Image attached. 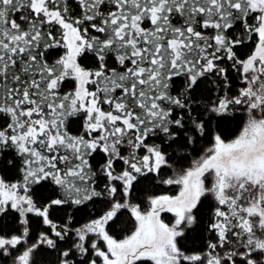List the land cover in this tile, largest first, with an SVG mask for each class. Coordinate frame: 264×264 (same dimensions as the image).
<instances>
[{
    "label": "snow or ice",
    "instance_id": "snow-or-ice-1",
    "mask_svg": "<svg viewBox=\"0 0 264 264\" xmlns=\"http://www.w3.org/2000/svg\"><path fill=\"white\" fill-rule=\"evenodd\" d=\"M0 264H264V0H0Z\"/></svg>",
    "mask_w": 264,
    "mask_h": 264
},
{
    "label": "rangeland",
    "instance_id": "rangeland-1",
    "mask_svg": "<svg viewBox=\"0 0 264 264\" xmlns=\"http://www.w3.org/2000/svg\"><path fill=\"white\" fill-rule=\"evenodd\" d=\"M200 246V242H197L196 247L198 248ZM189 247H192L191 244H189Z\"/></svg>",
    "mask_w": 264,
    "mask_h": 264
},
{
    "label": "trees",
    "instance_id": "trees-1",
    "mask_svg": "<svg viewBox=\"0 0 264 264\" xmlns=\"http://www.w3.org/2000/svg\"><path fill=\"white\" fill-rule=\"evenodd\" d=\"M197 242H199V241H197Z\"/></svg>",
    "mask_w": 264,
    "mask_h": 264
}]
</instances>
